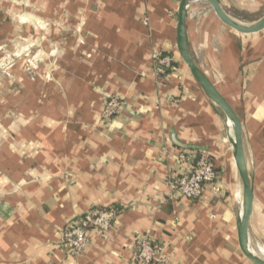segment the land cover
<instances>
[{
	"label": "crops",
	"instance_id": "1",
	"mask_svg": "<svg viewBox=\"0 0 264 264\" xmlns=\"http://www.w3.org/2000/svg\"><path fill=\"white\" fill-rule=\"evenodd\" d=\"M216 1L241 25L264 16V0ZM179 2L0 0V49L34 41L47 55L0 74V264H137L139 235L162 247L166 264H252L238 247L234 130L178 54ZM185 41L240 120L253 195L247 245L264 260V29L239 34L206 0H187ZM154 53L173 57L164 78ZM106 95L122 107L104 121ZM201 149L219 192L179 198L168 179L189 164L178 155ZM110 207L121 212L107 239L92 232L83 255L65 254L63 231Z\"/></svg>",
	"mask_w": 264,
	"mask_h": 264
},
{
	"label": "built area",
	"instance_id": "2",
	"mask_svg": "<svg viewBox=\"0 0 264 264\" xmlns=\"http://www.w3.org/2000/svg\"><path fill=\"white\" fill-rule=\"evenodd\" d=\"M154 71L159 77H166L174 70L172 56L154 53ZM122 101L118 96H104L102 102L101 119H113L118 115ZM180 161H187L189 169L182 174L172 175L168 179V186L172 193L179 198L196 201L199 200L206 187L212 188L213 193H218L216 187V172L212 158L205 151L192 152L178 155ZM116 207L99 208L77 217L61 236L60 244L65 254L72 258L83 255L95 232L102 239H107L109 230L113 227L120 215ZM134 258L137 264H166L162 257V247L151 241L145 235L136 238Z\"/></svg>",
	"mask_w": 264,
	"mask_h": 264
},
{
	"label": "water",
	"instance_id": "3",
	"mask_svg": "<svg viewBox=\"0 0 264 264\" xmlns=\"http://www.w3.org/2000/svg\"><path fill=\"white\" fill-rule=\"evenodd\" d=\"M210 5L214 15L225 27L236 31L239 34H253L264 29V16L254 25H241L230 19L220 8L216 0H206ZM187 0H180L177 10L176 26V47L182 62L188 68L194 81L197 83L203 94L218 107L234 130V164L242 187L243 207L240 224L237 230L238 247L241 254L252 264H264V260L255 257L247 245L248 223L252 213L253 195L250 182L246 173L244 163V153L242 148V126L237 115L228 103L220 96L212 84L198 70L192 62L185 41V7ZM200 151H205L201 149Z\"/></svg>",
	"mask_w": 264,
	"mask_h": 264
},
{
	"label": "rangeland",
	"instance_id": "4",
	"mask_svg": "<svg viewBox=\"0 0 264 264\" xmlns=\"http://www.w3.org/2000/svg\"><path fill=\"white\" fill-rule=\"evenodd\" d=\"M31 23L33 25V22ZM42 38L43 37L39 36L40 42ZM36 44V42L32 41L24 45H20L21 47L14 44L15 46L11 50L0 49V74H6V71L8 72L19 60L34 66L37 61V59H35L37 55L41 58L47 57L43 51H40V49L37 50L38 46Z\"/></svg>",
	"mask_w": 264,
	"mask_h": 264
},
{
	"label": "bare ground",
	"instance_id": "5",
	"mask_svg": "<svg viewBox=\"0 0 264 264\" xmlns=\"http://www.w3.org/2000/svg\"><path fill=\"white\" fill-rule=\"evenodd\" d=\"M229 15V14H228ZM232 16V15H231ZM235 18H237V17H235ZM244 19V18H243ZM234 21V20H233ZM264 250V249H263ZM255 257H257V258H260L258 255H255L254 253H252ZM261 259V258H260Z\"/></svg>",
	"mask_w": 264,
	"mask_h": 264
}]
</instances>
